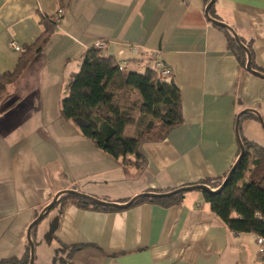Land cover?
<instances>
[{"label": "crops", "instance_id": "crops-1", "mask_svg": "<svg viewBox=\"0 0 264 264\" xmlns=\"http://www.w3.org/2000/svg\"><path fill=\"white\" fill-rule=\"evenodd\" d=\"M207 6L208 0H67L64 6L0 0V74L14 71L22 56L12 41L31 47L46 26L53 28L0 98V264L26 263L27 230L61 192L126 204L145 193L224 180L241 153L236 120L246 110L258 115L241 118L240 136L264 148L258 119L264 120V78L246 70L227 31L207 19ZM210 16L250 46L261 73L264 0H216ZM101 40L108 42L104 56L133 62L138 70L131 72L144 73L146 58L159 52L180 89L183 123L166 139L142 144L140 169L108 156L62 117L71 76ZM55 209L52 244L34 264H259L258 236L232 232L199 191L169 208L145 202L120 211L75 203Z\"/></svg>", "mask_w": 264, "mask_h": 264}, {"label": "trees", "instance_id": "trees-1", "mask_svg": "<svg viewBox=\"0 0 264 264\" xmlns=\"http://www.w3.org/2000/svg\"><path fill=\"white\" fill-rule=\"evenodd\" d=\"M59 1L64 6L67 0ZM210 2L208 0V4ZM213 7L210 10L212 16ZM222 29L227 31L229 48L238 55L246 68V52L237 45L229 30ZM52 31L53 28L46 26L38 42L26 48L16 69L0 74V98L7 86L18 81L35 56L42 52ZM241 42L250 51V46L243 40ZM119 64L113 57H105L95 47L88 50L80 71L69 80L68 95L62 101L61 113L64 119L74 122L83 135L105 154L121 160L125 166L133 165L140 169L146 164L141 151L142 144L166 139L171 131L183 123L181 94L174 80L160 79L150 68L144 73H122ZM259 71L264 75V70ZM129 127L134 128L132 136L126 135ZM243 143L245 155L237 163L226 187L216 193L199 192L212 212L232 232L264 236V148L246 140ZM225 179L219 182L205 180L200 185L216 191ZM185 194L162 199L141 198L134 206L152 202L166 208L174 207L182 203ZM69 203L81 208L120 211L99 206L73 194L61 196L56 206L64 207ZM78 249L74 247L71 251ZM29 256L24 264H30ZM6 264L22 263L13 260Z\"/></svg>", "mask_w": 264, "mask_h": 264}, {"label": "water", "instance_id": "water-1", "mask_svg": "<svg viewBox=\"0 0 264 264\" xmlns=\"http://www.w3.org/2000/svg\"><path fill=\"white\" fill-rule=\"evenodd\" d=\"M216 0H211V2L208 4V6L206 7V10H205V15L207 17V19L214 25L216 26H219L221 28H225L227 30H229L232 35L234 36V39H235V42L237 43V45L242 48L247 56H248V61H247V65H246V70L252 74H255L261 78H264V75L261 74L260 72H257L253 69L252 67V56H251V53L249 51V49L241 42L240 38L238 37L237 33L231 28L229 27L227 24L219 21V20H216L214 18H212L210 16V10L212 8V6L215 4ZM247 113H255L258 115L257 112L255 111H252V110H246L242 113H240L238 116H237V120H236V138H237V142L239 144V147H240V150H241V153L239 155V158L237 160V162L234 164V166L232 167V169L230 170V172L228 173L224 183L222 184V186L214 191V190H211L208 186H205V185H200V184H196V185H191V186H185V187H182L178 190H175V191H172V192H168V193H163V194H158V193H145V194H141L135 198H133L132 200H130L128 203L126 204H117V203H112V202H108V201H103V200H99L95 197H92V196H88V195H85V194H82V193H79L75 190H68V191H64V192H61L59 194H57L55 196V198L52 200V202L46 206L42 212L40 213V215L36 218V220L29 226L28 230H27V239H28V242H29V245H30V264H34L35 262V244L34 242L32 241V230L33 228L45 217L48 215L49 212H51L57 205L59 199L61 196L65 195V194H73L79 198H83V199H86L94 204H97L99 206H103V207H108V208H115V209H119V210H126V209H129L131 208L132 206H134V204L137 202V200L141 199V198H156V199H162V198H170V197H173L175 195H178V194H182V193H189V192H195V191H206L208 193H216V192H221L225 187L226 185L229 183V180L233 174V172L235 171L236 169V166H237V163L243 158V156L245 155V152H246V149H245V146H244V143H243V140L240 136V121H241V118L246 115ZM258 119H259V122L260 124L263 126L264 128V120L258 116Z\"/></svg>", "mask_w": 264, "mask_h": 264}, {"label": "built area", "instance_id": "built-area-1", "mask_svg": "<svg viewBox=\"0 0 264 264\" xmlns=\"http://www.w3.org/2000/svg\"><path fill=\"white\" fill-rule=\"evenodd\" d=\"M64 14V10L61 8L56 16H54V21L56 23L60 22L62 16ZM108 47V42L106 40H101L97 42L95 48L99 51H102L105 54L106 49ZM10 48L14 51L25 53L26 48L18 45L16 42L12 41L10 43ZM147 66L153 72H155L160 79L170 80L173 78V73L171 69L166 65L163 59L160 57L159 52H152L146 58ZM134 70H138L133 62L125 61L119 64V71L122 73H128ZM257 245H258V256H259V263L264 264V236L257 237Z\"/></svg>", "mask_w": 264, "mask_h": 264}, {"label": "rangeland", "instance_id": "rangeland-1", "mask_svg": "<svg viewBox=\"0 0 264 264\" xmlns=\"http://www.w3.org/2000/svg\"><path fill=\"white\" fill-rule=\"evenodd\" d=\"M133 98L135 99L136 96H134ZM131 129L132 128L127 129V135L131 134L132 132ZM55 214H56V209L49 212L48 215L45 216L32 230V241L35 242L36 240L39 243L37 247L35 246V251H36L35 259H39V257L42 255V252H41L42 247L47 248V246L50 247L52 244L51 242L53 241V233H54V228L56 225Z\"/></svg>", "mask_w": 264, "mask_h": 264}]
</instances>
